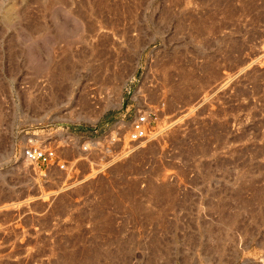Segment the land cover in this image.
I'll return each mask as SVG.
<instances>
[{
	"label": "rangeland",
	"instance_id": "374dc122",
	"mask_svg": "<svg viewBox=\"0 0 264 264\" xmlns=\"http://www.w3.org/2000/svg\"><path fill=\"white\" fill-rule=\"evenodd\" d=\"M0 264H264V0H0Z\"/></svg>",
	"mask_w": 264,
	"mask_h": 264
},
{
	"label": "built area",
	"instance_id": "2783aa9c",
	"mask_svg": "<svg viewBox=\"0 0 264 264\" xmlns=\"http://www.w3.org/2000/svg\"><path fill=\"white\" fill-rule=\"evenodd\" d=\"M155 120L156 114L149 107H139L130 119L128 129H125L122 120H119L116 122L114 130L105 139L110 145L124 143L126 140L133 143L145 139L148 137L152 129L151 124ZM62 133V139L59 140L63 144L61 148H78L84 152L99 150L98 141L95 137H84L64 130ZM58 148V144L54 143L29 146L23 150V156L33 164L50 165L55 163L59 168L65 169L66 162L59 157Z\"/></svg>",
	"mask_w": 264,
	"mask_h": 264
}]
</instances>
